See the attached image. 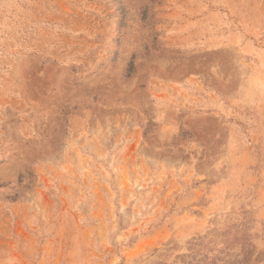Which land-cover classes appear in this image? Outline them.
I'll list each match as a JSON object with an SVG mask.
<instances>
[{"label":"rangeland","instance_id":"obj_1","mask_svg":"<svg viewBox=\"0 0 264 264\" xmlns=\"http://www.w3.org/2000/svg\"><path fill=\"white\" fill-rule=\"evenodd\" d=\"M0 264H264V0H0Z\"/></svg>","mask_w":264,"mask_h":264}]
</instances>
